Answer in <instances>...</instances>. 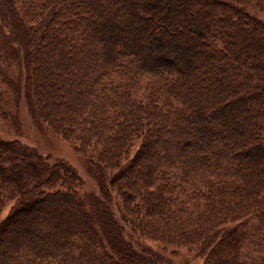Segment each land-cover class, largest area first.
Segmentation results:
<instances>
[{"label":"trees","instance_id":"trees-1","mask_svg":"<svg viewBox=\"0 0 264 264\" xmlns=\"http://www.w3.org/2000/svg\"><path fill=\"white\" fill-rule=\"evenodd\" d=\"M239 2L0 0V118L18 125L23 100L112 171L132 233L197 247L203 264H264V22ZM81 187L0 139L1 264H156Z\"/></svg>","mask_w":264,"mask_h":264},{"label":"rangeland","instance_id":"rangeland-1","mask_svg":"<svg viewBox=\"0 0 264 264\" xmlns=\"http://www.w3.org/2000/svg\"><path fill=\"white\" fill-rule=\"evenodd\" d=\"M235 4L239 7H242L245 11L255 15L264 22V0H240L239 3ZM118 14L119 12L114 13L109 11L106 12L104 16H114L115 18ZM174 15L175 17L180 18L182 13L181 11L177 10ZM119 19H121V17ZM180 25H182V23L178 24L179 27ZM153 28L157 31L160 29V27L157 28L155 26ZM192 33L193 32H190L189 34L191 35ZM175 40L177 41L176 36L171 39V41ZM192 75L194 76L195 74ZM204 90L205 88H203V92H205ZM60 91L61 90H59V92ZM15 116L17 117L19 123L18 125H14L9 121H5L0 118V139L18 140L21 144L36 149L43 157L46 158L49 164L63 162L72 167L82 181V187L79 191V194L81 196H96L104 205H101L102 208H106L107 210L111 209L113 211L114 217L124 229L122 231L123 237L126 239V241H124L129 242V245L134 252L136 251L141 255L149 256L152 259L154 258L156 264H203L204 258L199 254L197 247L189 248L167 245L132 233L128 226H126L120 220V215L117 212L119 210L118 206L120 199L115 197V195L112 194L108 188V183L113 174L112 171H106L99 168L95 165L94 161L90 159L91 156L89 154L85 155L78 152L74 148V143L71 140H66L63 137L55 134L50 128H48L47 125L42 123V121H40L38 118H35L30 113L23 100L18 104L15 110ZM231 117L235 118V114H232ZM230 120L232 121V119L229 118L227 125L231 124ZM190 131H193L191 126ZM212 136L217 139L215 133ZM100 191H104L106 194L102 195ZM11 204L12 202L3 208L0 214V220L8 214ZM51 205L55 207L54 204ZM42 209L45 211L49 210L51 215L55 213V209L52 210L49 207V204L43 205ZM71 209V207H66L67 211L63 209L56 211L59 212L58 218H53L54 216H50L51 219L48 221L50 223L57 221V223H55V227L60 229L66 228L60 223V220L63 218L66 223L74 220L70 213ZM68 212L71 215L70 217L67 214ZM36 218L40 219V214H37ZM48 221L46 220L47 223ZM70 227L71 226L69 225L67 229ZM102 234L103 238L106 237L103 232ZM56 237H59V234H57ZM7 238L11 239L12 235L8 236ZM5 242L6 240L4 243Z\"/></svg>","mask_w":264,"mask_h":264}]
</instances>
